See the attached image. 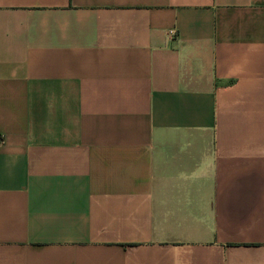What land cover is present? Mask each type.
I'll list each match as a JSON object with an SVG mask.
<instances>
[{
  "label": "crops",
  "instance_id": "0c3cea01",
  "mask_svg": "<svg viewBox=\"0 0 264 264\" xmlns=\"http://www.w3.org/2000/svg\"><path fill=\"white\" fill-rule=\"evenodd\" d=\"M0 264H264V0H0Z\"/></svg>",
  "mask_w": 264,
  "mask_h": 264
}]
</instances>
